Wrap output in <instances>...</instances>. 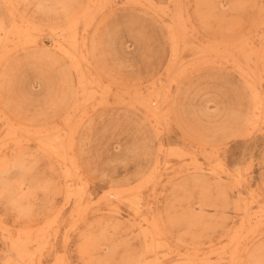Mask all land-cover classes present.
Segmentation results:
<instances>
[{"label": "rangeland", "instance_id": "rangeland-1", "mask_svg": "<svg viewBox=\"0 0 264 264\" xmlns=\"http://www.w3.org/2000/svg\"><path fill=\"white\" fill-rule=\"evenodd\" d=\"M0 264H264V0H0Z\"/></svg>", "mask_w": 264, "mask_h": 264}]
</instances>
